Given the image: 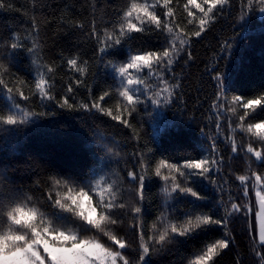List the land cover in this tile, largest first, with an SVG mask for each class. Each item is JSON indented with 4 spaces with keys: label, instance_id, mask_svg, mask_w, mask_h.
<instances>
[{
    "label": "snow or ice",
    "instance_id": "6c2138e0",
    "mask_svg": "<svg viewBox=\"0 0 264 264\" xmlns=\"http://www.w3.org/2000/svg\"><path fill=\"white\" fill-rule=\"evenodd\" d=\"M30 3L22 9L30 21L24 32L0 33V89L10 101L0 108V126L18 129L32 118L56 115L35 111L54 103L130 130L139 152L97 139L115 167L90 168L84 183L39 160L0 168V264H165L164 257L177 255L179 264H249V258L264 264V91L225 92L222 53L231 54L235 37L224 41L210 70V124L199 127L208 141L204 151L158 156L136 119L141 107L155 111L177 102L182 95L177 65L194 59L193 38L229 13L231 0H121L113 16L106 0H86L79 15L66 6L56 17L43 15L45 0ZM12 8L0 0V10ZM257 9L264 12V0H241L239 20ZM53 23L57 31L83 32L93 41L91 54L61 52L58 60L47 59L41 32ZM145 36L162 43L136 46ZM118 47H127L124 59L109 54ZM20 53L27 54L30 69L37 66L32 80L14 70ZM101 68L111 71L115 84L97 90ZM65 69L67 82L57 91V76ZM189 121L196 122L194 113ZM237 161L244 166L233 168ZM157 198L161 203L150 212ZM196 241L199 246L185 254Z\"/></svg>",
    "mask_w": 264,
    "mask_h": 264
},
{
    "label": "trees",
    "instance_id": "16d2710c",
    "mask_svg": "<svg viewBox=\"0 0 264 264\" xmlns=\"http://www.w3.org/2000/svg\"><path fill=\"white\" fill-rule=\"evenodd\" d=\"M104 2L105 0H101V3ZM106 2L109 6L108 15L113 16L115 7L121 0ZM231 2L232 8L229 13L221 17L210 30L202 34V37L193 38L194 59L186 66L183 63L177 65L176 71L182 74V87L178 90L182 95L177 102L172 106L160 105L155 111V106L152 105H149L146 111L141 107L140 113L136 116L142 123V135L151 142L150 146L158 156H195L207 148L208 141L202 137L199 127L210 124L207 116L214 92L210 70L219 59L225 40L235 37L231 54L222 53L227 60L223 75L225 92L251 95L257 91H264V12H259L258 9L249 12L246 18L240 21L238 17L241 0ZM8 3H11L13 8L0 10V33L8 35L13 31L24 32L30 21L22 9L31 8L30 0H8ZM45 3L46 7L42 11L47 17L58 16L66 6H72L68 11L77 15L86 10L82 9L86 0H45ZM41 35L46 42L45 52L49 60H58L61 52L65 56L81 53L87 57L94 46L93 41L83 32L57 31L55 23L44 28ZM161 43L162 40L155 36H145L136 46L157 48ZM127 52V47H118L110 50L109 54L117 59H124ZM30 64L27 54L20 53L14 70L20 72L26 79L32 80L36 76L37 66L32 65L30 69L28 67ZM40 70L44 71L42 67ZM66 71L62 70L57 76V91H62L63 85L67 82ZM61 76L64 78L61 79ZM113 84L115 81L111 71L101 68L94 87L99 90L100 87ZM116 97L117 93L113 91V101ZM37 102L38 98L33 104ZM9 106L10 101L0 89V108L7 109ZM42 110L55 111L56 115L32 118L26 126L18 129H3L0 126V168L4 165H23L32 160H39L59 174L84 183L90 168L106 170L110 164L115 167V164L105 157L103 149L95 143L97 139L120 141L122 150H126L127 153L139 152L130 130L116 126L115 122L107 117H99L97 114L93 119L83 112L59 109L54 103L45 108L35 107L37 112ZM148 113H151V116ZM192 113L196 116L194 123L189 121ZM135 160L136 157H130L129 165L135 164ZM122 164L121 159V166ZM232 166L243 167V161L234 162ZM21 171L18 170L16 175L20 176ZM151 190L155 192L157 187L153 186ZM160 203V199H155L149 211L155 212ZM238 242L241 251L246 254L247 239L241 234ZM195 246H199L198 241L190 244L185 254L190 253ZM179 258L177 255L163 259L165 264H179ZM226 259L230 261L231 257Z\"/></svg>",
    "mask_w": 264,
    "mask_h": 264
}]
</instances>
